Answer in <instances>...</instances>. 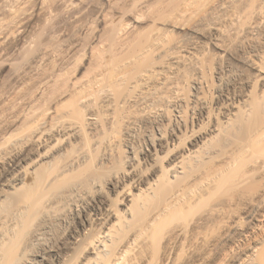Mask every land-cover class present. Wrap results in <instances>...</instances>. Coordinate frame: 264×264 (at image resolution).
I'll return each mask as SVG.
<instances>
[{"label": "rangeland", "instance_id": "1", "mask_svg": "<svg viewBox=\"0 0 264 264\" xmlns=\"http://www.w3.org/2000/svg\"><path fill=\"white\" fill-rule=\"evenodd\" d=\"M16 1H9L10 9L0 25V145L6 147L9 137L42 123L50 139L44 148L62 147L53 163L36 162L33 173L29 166L27 185L13 195L34 200L29 215L34 216L33 225L41 222L46 210L53 214L47 238L68 243L59 251L65 259H54L53 264H88L85 259L95 257L90 243L106 228L114 230L115 239L108 243V254L101 253L100 264L111 263L127 243L130 251L119 264H264V73L255 70L236 77L227 89L230 99L219 101L216 87L231 58L213 46L216 35L207 24L209 14L226 0ZM232 3L226 14L220 13L219 24L226 31L222 42L233 54L261 50L255 59L264 72V0ZM196 24L203 36L192 34ZM252 24L259 29L248 35ZM193 45L200 54L197 77L205 83L201 95L207 114L203 118L191 116L190 74L180 83L179 92L159 101V115L147 114L136 103H124L134 94L130 84L138 71ZM43 48L51 55L35 63ZM107 94L120 101L110 121L105 120ZM180 105L185 127L178 132L179 139L168 137L165 147L156 151L159 170L146 172L140 152L146 135L156 136L161 120L168 135ZM92 113L102 119L96 132L86 124ZM74 121L83 122V133L63 141L59 129ZM128 147L137 151L143 182L139 188L126 182L113 190L105 183L130 169L125 162ZM83 150L85 160L50 187V176ZM188 151L198 152L199 159H187L184 174L172 179L163 173L171 163L169 153L170 157L186 156ZM156 175V186L146 190ZM93 181L104 185V206L109 210L118 215L126 205L130 207L131 216L118 227L96 219L93 213L87 223L73 219V208L63 199L51 209L47 206L48 199L67 194L75 184L92 190ZM185 190H189L186 197ZM71 237L79 241L71 244ZM44 247L29 246L25 258L39 260ZM19 251H15V263L23 260Z\"/></svg>", "mask_w": 264, "mask_h": 264}, {"label": "bare ground", "instance_id": "2", "mask_svg": "<svg viewBox=\"0 0 264 264\" xmlns=\"http://www.w3.org/2000/svg\"><path fill=\"white\" fill-rule=\"evenodd\" d=\"M9 1L11 0H0V25L4 13H6L7 10L9 11L10 9ZM219 5V7H216L218 8L216 13L212 12V15H210L211 13L209 14V16H211V19L209 20L210 24H207V27L209 26L208 28L210 29V31L214 32V34L216 35L212 39L213 46L216 49H220L228 57L231 58V65L228 67L227 72L220 78L218 86L216 87V92L218 93L219 97L218 99L219 101H223L225 99H230L228 87L231 85V83H233L236 77H238L239 79V77H244V74H248V72L255 70L261 73L264 72L260 70V67L255 59L257 57L256 55H258L259 51L261 50H252L248 53L240 51L239 53L233 54L223 44L222 38L224 37V35H226V31L223 30L222 27H220L219 20L221 21V19L223 18L220 16V13H225L230 8H233V3L232 0H226L225 2H223V4ZM231 11L232 10H230V12ZM218 13L220 17L218 16ZM232 20H236L233 15ZM197 24L192 28V34L195 36H203L200 28L202 22L200 23V25ZM258 29L259 26L257 24H252L247 30V34L255 35ZM196 47L195 45H193L188 49L180 48L176 51H172L170 54H167L168 56L165 62L157 65L153 64V66L149 67L148 65H146L147 68L138 71L139 73L135 77V80L130 84V87L133 89L134 94L131 95L130 98L128 97L126 100L124 99V103H136L141 109L149 112L147 114H155L156 106L159 104V101H162V99L165 100V95H168V93L173 94L179 92L178 90L180 83L185 82L184 79L186 75L190 74L191 76H193L191 77V88L193 90L192 102L190 105L192 113L191 116L196 120H200L201 118H203V116L207 114V104L204 97L201 95L203 89L205 88V83L200 77H197V73L200 69L198 65L200 62V54L198 53ZM261 48L264 49V46L262 45ZM50 55L51 52L49 51V49L43 48L35 58L34 62H44ZM244 80L245 79L241 78V84H243ZM116 103L119 104L120 101L117 102V100H115V98L111 96V94L106 95L104 105L106 112V121H110L111 111L115 109L116 106H118V104ZM175 112V118L173 120V123H171L172 125L169 128V131L167 132L168 135H166V132L162 128L163 125L161 123L163 120H161L160 124L155 127L157 135L155 136L152 133H148L141 145L140 152L141 154H143V159L145 160L144 163H147L146 165L148 167L145 168L146 172H150L151 174H153L155 173V171L159 170L158 165L155 163V155L157 149H163L165 147L168 137L169 139H179L177 134L178 132L182 133L181 130L185 127V116L183 114L184 112L181 105L175 109ZM233 116H235V114H233ZM101 122L102 119L98 116L96 117V115L92 113L87 118L86 124L91 131L96 132L97 130H99ZM82 123L79 121H74L68 125H62L59 130L63 133V141H70L72 139L74 140L80 137L83 133L84 125ZM200 123H204V121L202 120L200 121ZM44 126L45 125L40 123L33 128L31 127L30 131L27 130L28 133H22V135H13L12 137H9L8 141L6 142V147L4 145H0V264H53L52 260H64L66 257H62L59 251L61 250V248H65V245H67L68 243H63V245H61L59 244V242L50 241L47 238L49 234L48 221L53 217V214L50 211L46 210L44 215L42 214L43 216H40V218L42 219L41 222H37L38 224L35 223L34 226L32 224L34 222V220L32 219L34 216L30 217L31 210L33 212L34 200L32 202L30 197L27 196L26 198L20 199L13 197L15 192L20 190V188H22L23 186L27 185V179L31 174L28 170L29 166L33 173L37 166L35 164L36 162L38 163L40 161L42 163L43 161L53 163V160L61 156V146L49 147L48 149L44 148V146H46V144H48L50 141L48 136L49 133L47 132L48 129L46 130ZM214 131L219 132L217 128H214ZM205 138L206 137H202V139ZM175 145H177V141L176 144L171 143V147L174 148ZM107 148L109 149V151L111 150L109 147ZM128 148L130 150L128 152V155H126L125 157V162L128 164L130 169L126 172L124 171L119 174L117 173L118 175L110 178L105 183V186H112L111 188L113 190H116L119 185L126 182L129 186L139 188L143 182L141 176L142 173H144V170L142 172H139V161L136 154L137 151L133 147ZM197 153L198 152L196 151H188L186 156L178 155L176 157H170L172 155H169V153L168 156L171 163L163 169L165 170V172L163 173L166 175L169 174L172 179H177L178 177H180L179 175L184 174L187 171V159L198 161L199 156ZM85 158L86 152L84 150L75 154L69 161L62 165L57 172L53 173L50 176L48 185L51 187V185L59 181L61 178H64L65 175H67L69 172H72V170L77 165L83 162ZM155 177L156 180L153 181L152 184L148 183V188L146 190H152L153 187L156 186L155 182L159 181V175H156ZM91 184L92 190L90 191L86 190V188H83L80 184V187L79 185L75 184V186H71V190L68 191L67 194H59L56 195V197L48 199L47 206L51 209L52 206L60 204L58 203V201L63 199V202L64 200L67 201V204L64 202L65 205L72 206L73 209L71 211H73V219L79 218L82 219L83 222L87 223L89 222V216L93 213L96 219H102L105 223L112 224V227L114 228L118 227L119 223H121L123 219H126L128 215L131 216V209L127 205L125 206V209L122 210V212H118V215L117 213L109 210V208L105 207V199L103 200V196L105 194L104 185H102V183H98L97 181H93L91 182ZM124 186L125 190L126 185ZM146 192L147 191H142L143 194H145ZM188 194L189 190H185L183 192L184 197L188 196ZM34 197L35 196H33V198ZM129 201L131 202L133 201V199H130ZM60 210L62 209L60 208ZM166 210L167 209H165V211ZM114 218H116V220H113ZM29 224H32L33 228ZM30 227L31 230H28ZM26 231L30 232L29 235H27L26 238H22L24 239L23 241L20 240L21 235H25ZM71 238L73 239L71 241V244H76L75 242L79 241V239L75 237ZM135 238H131V240ZM114 239V230H112L111 228H106V230L98 233L90 243L91 253L94 254L95 257L92 260L90 258H86L85 261H87L88 264H100L101 262L99 261V259L101 253H103V255L108 254L110 246L108 243H113ZM20 241H22L20 244L22 248L21 253L19 251L20 246H18ZM45 241H47V243H44ZM39 244L45 245V247L38 255L40 259L34 260L25 258V252L27 251V249H29V246ZM128 244L129 243L124 244L118 250V252L114 255L113 260L111 259L112 262L110 261L111 263L109 264H119V262L123 260L125 254L127 255V253L130 251ZM16 250L19 251L20 255H22L23 260L21 262L15 263L14 261L17 257L15 252ZM255 263L257 262L254 261V264Z\"/></svg>", "mask_w": 264, "mask_h": 264}]
</instances>
